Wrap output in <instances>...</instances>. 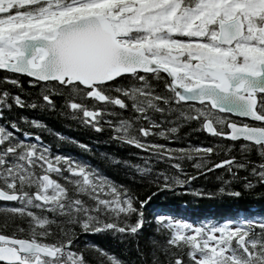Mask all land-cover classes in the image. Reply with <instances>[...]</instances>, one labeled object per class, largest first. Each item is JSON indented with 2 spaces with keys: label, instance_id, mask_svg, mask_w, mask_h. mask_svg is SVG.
I'll return each mask as SVG.
<instances>
[{
  "label": "snow or ice",
  "instance_id": "6c2138e0",
  "mask_svg": "<svg viewBox=\"0 0 264 264\" xmlns=\"http://www.w3.org/2000/svg\"><path fill=\"white\" fill-rule=\"evenodd\" d=\"M0 71V264H264V213L194 224L159 204L264 197V0H0ZM15 109L135 149L99 153L126 182L52 153L28 128L52 130ZM191 123L206 145L180 135Z\"/></svg>",
  "mask_w": 264,
  "mask_h": 264
},
{
  "label": "trees",
  "instance_id": "16d2710c",
  "mask_svg": "<svg viewBox=\"0 0 264 264\" xmlns=\"http://www.w3.org/2000/svg\"><path fill=\"white\" fill-rule=\"evenodd\" d=\"M0 75H4L2 71H0ZM22 86L26 91L29 89L27 85L24 83L25 78L23 76L20 77ZM6 87L9 88L10 91H15L12 89L10 85ZM31 91H35V89H31ZM16 111L23 112V114L28 116H36L38 119L42 121L43 124L47 126L50 131L41 130L34 127H29L28 130L30 132L38 133L41 139L50 146V150L52 153L61 152L72 156L77 159H82L84 161L89 162L91 165L98 167L103 174L112 178L116 182H126L124 171L118 167L113 166L110 162L105 159H102L99 156L100 152H106L112 154L121 159H130L135 160L133 156L130 155V152H135V149L129 150L127 147L120 148L115 144H108L105 142V137L107 133H96L91 131L90 129L79 127L73 121L61 117L57 113H39L32 112L29 110L15 109ZM22 127H25L22 125ZM193 129L189 132V129ZM196 128L195 123H191L180 130V135L184 133H189L187 139L192 144H200L203 142L205 145L209 142L210 138L208 134L195 131ZM56 133L62 134L64 137H68L71 139H59L56 136ZM75 141H79L80 143L87 144L90 148V152H86L75 143ZM159 143H167L166 141L159 140ZM212 142H215L213 139ZM223 144L227 145L231 143V141L223 140ZM173 146L183 147L184 142L181 141L178 145L174 144ZM58 150V151H56ZM230 155H237L235 152L230 153ZM227 158L223 153L219 156H213V160L224 159ZM251 160L259 162V157L256 155L255 151L251 153L249 157ZM190 163L188 161H184L186 166V170L188 172H193V169L190 167ZM224 175V178H227V173L224 172L223 169H216L208 175L206 178H198L194 182V187H204L206 190H212L218 186V182L215 180L216 175ZM243 175V173H240ZM136 191L141 195H144L149 191L147 187H141L139 184L136 186ZM256 193H260L262 191L261 188H256ZM155 203V202H154ZM161 207L173 214L180 215L187 222H195L200 223L204 221H210L213 223L220 222L224 219L233 217L234 214L238 210L248 209L255 213H264V197L259 195H246L241 197L240 199L229 198L226 195H220L215 198H196L190 195H183L179 198L176 197H168L163 201H159ZM3 216L0 215V224H2ZM7 231L10 233L12 231L11 228H8ZM151 232V229H145V233L143 235H147ZM143 235L141 238V244L144 243ZM86 239H94L93 237H85ZM128 248H131V244L128 245ZM114 252L118 255L123 252V249L120 246H115L112 248ZM125 258H131L134 256V253L128 251L124 253ZM137 264L139 262L137 261Z\"/></svg>",
  "mask_w": 264,
  "mask_h": 264
},
{
  "label": "flooded vegetation",
  "instance_id": "af4514ba",
  "mask_svg": "<svg viewBox=\"0 0 264 264\" xmlns=\"http://www.w3.org/2000/svg\"><path fill=\"white\" fill-rule=\"evenodd\" d=\"M233 119H237V117H233Z\"/></svg>",
  "mask_w": 264,
  "mask_h": 264
},
{
  "label": "bare ground",
  "instance_id": "6f19581e",
  "mask_svg": "<svg viewBox=\"0 0 264 264\" xmlns=\"http://www.w3.org/2000/svg\"><path fill=\"white\" fill-rule=\"evenodd\" d=\"M56 151H58V150H56ZM59 152V151H58ZM6 203V202H5ZM7 203H10V202H7Z\"/></svg>",
  "mask_w": 264,
  "mask_h": 264
},
{
  "label": "rangeland",
  "instance_id": "374dc122",
  "mask_svg": "<svg viewBox=\"0 0 264 264\" xmlns=\"http://www.w3.org/2000/svg\"><path fill=\"white\" fill-rule=\"evenodd\" d=\"M178 218V217H177Z\"/></svg>",
  "mask_w": 264,
  "mask_h": 264
}]
</instances>
